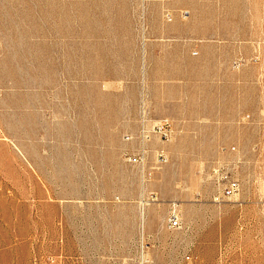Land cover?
I'll return each mask as SVG.
<instances>
[{
  "label": "rangeland",
  "instance_id": "obj_1",
  "mask_svg": "<svg viewBox=\"0 0 264 264\" xmlns=\"http://www.w3.org/2000/svg\"><path fill=\"white\" fill-rule=\"evenodd\" d=\"M107 263L264 264V0H0V264Z\"/></svg>",
  "mask_w": 264,
  "mask_h": 264
},
{
  "label": "built area",
  "instance_id": "obj_2",
  "mask_svg": "<svg viewBox=\"0 0 264 264\" xmlns=\"http://www.w3.org/2000/svg\"><path fill=\"white\" fill-rule=\"evenodd\" d=\"M176 135L173 122L169 119L152 121L142 119L136 133L126 136V142L133 144V151L126 153L127 161L141 169H145L151 159L159 165L169 162L166 145ZM212 181L218 190L215 202L221 203L225 198H233L239 195L241 185L239 180L234 179L231 173L222 166H216L211 170ZM144 207V206H143ZM170 229H181L182 220L179 208L173 204L168 217Z\"/></svg>",
  "mask_w": 264,
  "mask_h": 264
},
{
  "label": "crops",
  "instance_id": "obj_3",
  "mask_svg": "<svg viewBox=\"0 0 264 264\" xmlns=\"http://www.w3.org/2000/svg\"><path fill=\"white\" fill-rule=\"evenodd\" d=\"M99 253H100V252H99ZM101 254H102V253H101ZM104 254H106V252H105V253H103V255H104ZM98 255H100V254H98ZM100 258H101V257H100ZM107 264H108V263H107Z\"/></svg>",
  "mask_w": 264,
  "mask_h": 264
}]
</instances>
